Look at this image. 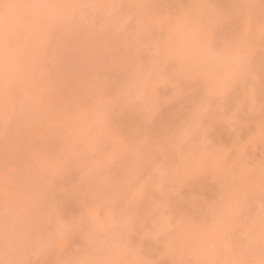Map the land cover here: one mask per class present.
I'll return each instance as SVG.
<instances>
[{
	"label": "rangeland",
	"instance_id": "1",
	"mask_svg": "<svg viewBox=\"0 0 264 264\" xmlns=\"http://www.w3.org/2000/svg\"><path fill=\"white\" fill-rule=\"evenodd\" d=\"M0 264H264V0H0Z\"/></svg>",
	"mask_w": 264,
	"mask_h": 264
},
{
	"label": "bare ground",
	"instance_id": "2",
	"mask_svg": "<svg viewBox=\"0 0 264 264\" xmlns=\"http://www.w3.org/2000/svg\"><path fill=\"white\" fill-rule=\"evenodd\" d=\"M173 33V32H172ZM177 38V37H176ZM175 42V41H174Z\"/></svg>",
	"mask_w": 264,
	"mask_h": 264
}]
</instances>
